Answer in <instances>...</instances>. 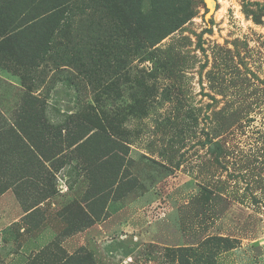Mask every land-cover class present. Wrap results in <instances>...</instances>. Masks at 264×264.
Returning a JSON list of instances; mask_svg holds the SVG:
<instances>
[{"label": "rangeland", "instance_id": "obj_1", "mask_svg": "<svg viewBox=\"0 0 264 264\" xmlns=\"http://www.w3.org/2000/svg\"><path fill=\"white\" fill-rule=\"evenodd\" d=\"M185 258L264 264V0H0V264Z\"/></svg>", "mask_w": 264, "mask_h": 264}, {"label": "trees", "instance_id": "obj_2", "mask_svg": "<svg viewBox=\"0 0 264 264\" xmlns=\"http://www.w3.org/2000/svg\"><path fill=\"white\" fill-rule=\"evenodd\" d=\"M202 244H203V246H205V247L208 246V242H203ZM202 244H201V245H202ZM199 245H200V244H199ZM179 248H180V249H179V251H178V254L180 255V254H181L180 251L183 250V249H181L182 247H179ZM196 253H197V250L195 251V255H194L195 257L197 256ZM185 259H186V258H185ZM181 260H184V257H183ZM198 260H199V259H198ZM200 260H201V259H200ZM186 261H187V264H192V263L190 262V259H189V258L186 259Z\"/></svg>", "mask_w": 264, "mask_h": 264}, {"label": "water", "instance_id": "obj_3", "mask_svg": "<svg viewBox=\"0 0 264 264\" xmlns=\"http://www.w3.org/2000/svg\"><path fill=\"white\" fill-rule=\"evenodd\" d=\"M209 7V11H213V0H205Z\"/></svg>", "mask_w": 264, "mask_h": 264}, {"label": "crops", "instance_id": "obj_4", "mask_svg": "<svg viewBox=\"0 0 264 264\" xmlns=\"http://www.w3.org/2000/svg\"><path fill=\"white\" fill-rule=\"evenodd\" d=\"M34 109H36V108H34Z\"/></svg>", "mask_w": 264, "mask_h": 264}]
</instances>
